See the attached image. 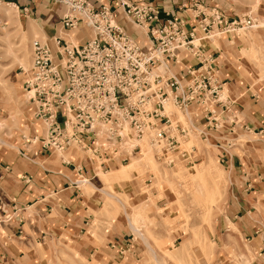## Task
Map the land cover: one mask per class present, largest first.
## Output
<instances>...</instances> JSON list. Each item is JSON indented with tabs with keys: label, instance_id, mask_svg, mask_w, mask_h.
I'll list each match as a JSON object with an SVG mask.
<instances>
[{
	"label": "built area",
	"instance_id": "1",
	"mask_svg": "<svg viewBox=\"0 0 264 264\" xmlns=\"http://www.w3.org/2000/svg\"><path fill=\"white\" fill-rule=\"evenodd\" d=\"M53 1L63 9L59 32L51 46L44 40L32 42L23 80L25 103L43 129L27 142L61 155L74 148L98 168H108L129 161L140 150L138 141L146 138L165 167L194 166L197 149L185 145L191 128L205 140L207 129L220 127L228 104L207 46L212 37L252 28L256 19L249 13L228 17L195 3L181 5L189 10L187 20L168 13L162 19L152 0H116L127 23L144 31L141 40L137 31L132 34L117 22L111 4ZM83 27L91 36L81 44L61 36ZM181 50L197 65L183 68L180 79L167 67L179 61ZM168 102L181 114H192L189 125L166 110Z\"/></svg>",
	"mask_w": 264,
	"mask_h": 264
},
{
	"label": "crops",
	"instance_id": "2",
	"mask_svg": "<svg viewBox=\"0 0 264 264\" xmlns=\"http://www.w3.org/2000/svg\"><path fill=\"white\" fill-rule=\"evenodd\" d=\"M89 1L95 6L115 2ZM9 3L16 8L20 5L25 16L30 17L31 32L35 30L51 46V38L59 32L62 6L53 0H9ZM194 3L216 8L228 17L240 9L235 0H152L162 19L168 13L187 20L189 10L181 5L188 7ZM114 9L120 25L132 34L137 31L116 15L120 7L116 5ZM259 13L264 19V9ZM68 34L77 44L91 36L84 27L61 36L71 40ZM258 36L264 51V26ZM242 47L249 49L248 44L232 35L219 37L207 46L228 104L220 115V127L207 129L205 140L216 149L217 161L231 180L232 222L256 251L258 261L264 264V80L256 82L259 72L240 56ZM178 58V62L167 68L181 79L183 68L195 67L197 63L183 50L178 52ZM198 124L205 126L204 120ZM35 125L43 131L40 122ZM238 139H244L242 144ZM15 147L16 150L8 148L0 152V264H57L56 258L66 251V245L89 263L133 264L135 251L128 230H121L119 220L104 229L102 224L106 219L100 197L86 195L81 187L96 177L98 167L93 160H87L84 153L74 148L61 155L27 140ZM80 178L87 181L80 182ZM6 214L10 215L9 220L4 218ZM96 224L98 230H90Z\"/></svg>",
	"mask_w": 264,
	"mask_h": 264
},
{
	"label": "rangeland",
	"instance_id": "3",
	"mask_svg": "<svg viewBox=\"0 0 264 264\" xmlns=\"http://www.w3.org/2000/svg\"><path fill=\"white\" fill-rule=\"evenodd\" d=\"M114 1L112 6L116 8L117 2ZM235 3L240 8L236 15L249 13L256 19L255 24L259 25L238 31L232 36L244 45L248 44L249 49H244L243 46L240 56L250 61L259 72L260 77L256 82H263L264 51L258 31L264 26L259 15V10L264 9V0H235ZM6 5V2H0V6ZM116 15L127 23L121 9ZM13 17L17 22L8 23L0 17V80L5 81L3 84L13 85V88L7 89L0 85V152L8 148L16 150L15 146L22 140L30 139L34 133H41L40 127L35 125L39 122L33 118L31 106L25 103L22 89L31 64V44L34 40L44 38L35 30L31 32L30 17L25 16L20 5ZM6 30L8 40L15 48L20 47V54H16L20 55L22 64L17 63L6 52L3 38ZM137 32L139 39L144 38L143 30L137 29ZM212 39L216 42L215 37ZM223 96H226V90ZM166 110L176 114L184 124L189 125L191 122L192 114H181L171 102L166 104ZM188 138L185 145H193L197 149L198 161L193 168H188L185 163L165 167L156 160L153 146L143 138L138 141V145L140 149H150L159 171L149 163H142L138 169L130 172L125 182H103L99 178L100 174L96 173V177L82 184L86 195L95 194L100 197L106 219L102 226L109 229L112 221L119 220L123 226L121 230H128V238L133 242L135 251L133 264H261L247 238H244L235 223H231L234 190L228 174L217 161L216 149L208 145L209 141L202 140L198 130L193 128ZM238 140L242 144L244 139ZM139 154H130L129 160L133 155ZM208 156V165L214 169L212 173L202 170L199 165L201 161L206 163ZM128 162L110 163L108 168L97 170L119 169ZM216 171L227 177L226 183L216 181L213 176ZM158 177L160 184L157 185L155 181ZM196 186L200 187V192L195 190ZM98 228L96 224L90 230L96 231ZM65 247L66 251L56 258L57 264H93L69 245Z\"/></svg>",
	"mask_w": 264,
	"mask_h": 264
},
{
	"label": "bare ground",
	"instance_id": "4",
	"mask_svg": "<svg viewBox=\"0 0 264 264\" xmlns=\"http://www.w3.org/2000/svg\"><path fill=\"white\" fill-rule=\"evenodd\" d=\"M14 13H16V5H14L12 3H7L6 6H0V17L1 18L3 17L6 21H8V23L11 22V21H16L17 22V20H14V17H13ZM261 21H262V24H264V19L263 18H261ZM258 26L259 25L255 24V26H253V27H258ZM8 36H9L8 35V31L6 30L5 33H3V38H4L5 42H6V47H7L6 48L7 49L6 52H7L8 55L13 56L17 63L22 64V61L19 58L20 55L16 54V52L18 54H20V52H21L20 47L17 46L15 48L14 45L8 40ZM68 36H70L71 41H73L75 43V41L71 37V35L68 34ZM3 81H4L3 79L0 80V85H2V86L4 85V87H3L4 89H7L8 87L13 88V85L3 84ZM207 143H208V145H211L210 142H207ZM139 153L140 154L138 156L137 155H133L130 158L129 162L124 164V165H122L121 168H119V169H112V170H108V171H99V170H97L96 173L100 174V177H99L100 180L103 181V182H106L107 180H111L114 183H116V182H119V183L125 182V181L128 180V176H129L130 172L133 171V170L135 171V169H138L142 165V163H149L152 168H154L155 170H158L157 167H156V163L154 161V158L151 155V151H150V149L148 147L141 148ZM209 158L210 157L208 156V160H207L206 163H202V161H201V163L199 165H200V168L202 170H205L208 173H212V171H214V169H212L210 167V165H208V163H210V159ZM192 168H193V166H192ZM178 170L179 169L177 168L176 171H178ZM192 176L195 178V174H193ZM213 176L216 179V181L219 182V183H226V181H227V177L222 176L221 172L216 171V174L213 175ZM155 183L157 185L160 184V177H158V180H156ZM195 190L198 192L200 190V187L196 186ZM110 196H112V195H110ZM121 205L124 206L122 203H121ZM231 223H233V222H231ZM136 230L138 231V229H136Z\"/></svg>",
	"mask_w": 264,
	"mask_h": 264
}]
</instances>
